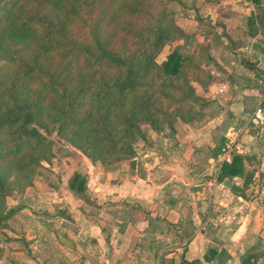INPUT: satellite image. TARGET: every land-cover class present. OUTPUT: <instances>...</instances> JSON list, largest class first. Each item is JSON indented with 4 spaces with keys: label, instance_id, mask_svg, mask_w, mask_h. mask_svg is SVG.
Segmentation results:
<instances>
[{
    "label": "crops",
    "instance_id": "obj_1",
    "mask_svg": "<svg viewBox=\"0 0 264 264\" xmlns=\"http://www.w3.org/2000/svg\"><path fill=\"white\" fill-rule=\"evenodd\" d=\"M206 13L196 17L214 34L201 36L210 61L195 92L211 115L111 166L60 157L7 220L0 264H264V124L253 121L264 112V0H211ZM76 173L83 191L69 184Z\"/></svg>",
    "mask_w": 264,
    "mask_h": 264
},
{
    "label": "trees",
    "instance_id": "obj_2",
    "mask_svg": "<svg viewBox=\"0 0 264 264\" xmlns=\"http://www.w3.org/2000/svg\"><path fill=\"white\" fill-rule=\"evenodd\" d=\"M93 3L0 0V61L17 67L16 74L0 85V230L19 208H7V179L12 172L29 175L28 171L41 164L42 151L53 142L48 133L56 130L65 134L92 162L104 148L118 161L131 159L133 141L145 137L141 123L156 131L163 129L155 115L153 97L133 100L135 92L154 89L157 79L164 80L165 86L171 84L182 71L183 77L190 73L191 80L203 84V89L207 84L201 76L205 73L202 64L210 61L204 46H200L203 53L198 58L173 49L162 63L156 62V56L169 42L193 38L195 33L182 29L163 12L135 32L139 43L135 50H118L109 44L111 34L106 36L107 28L112 30L114 21L123 16L147 9L145 0L99 2L98 13L91 15ZM196 18L205 37L214 34L211 25L203 26L202 18ZM77 23L88 28L85 40L71 33V26ZM58 49L65 57L70 56L66 64L53 66L43 61V56ZM72 62L77 72H72L74 66L69 68ZM1 67L5 66H0V71ZM191 80L186 78L184 82L183 100L209 104L210 100L196 94ZM30 83H35L37 89H32ZM170 129L175 131L173 125ZM69 184L83 191L85 178L76 173ZM2 240L0 236V244ZM249 259L244 256L243 263Z\"/></svg>",
    "mask_w": 264,
    "mask_h": 264
},
{
    "label": "rangeland",
    "instance_id": "obj_3",
    "mask_svg": "<svg viewBox=\"0 0 264 264\" xmlns=\"http://www.w3.org/2000/svg\"><path fill=\"white\" fill-rule=\"evenodd\" d=\"M107 0H94L92 5L91 15H96L98 13V3L105 2ZM211 0H145V6L147 7L138 11L132 16H123L114 21L111 26H114L112 30L107 28L106 36L111 34V41L109 44L111 47L116 49H123L126 51H133L137 48L139 43H137V38H135V32L139 31L143 27L151 23V19L156 18L157 15L165 12L168 14L177 25L187 32H194L197 34L195 38L187 39L186 42H183V38H177L172 40L167 45H165L161 51L156 56V62L162 63L166 55L173 49H177L180 53L189 52L198 58L203 51H201L200 46H204V50L208 53V46L202 42L201 36L204 35L202 26L199 25L197 29L196 15L197 11L202 14H207L206 10L210 8ZM149 14H153L151 17ZM71 33L74 36H79L81 40L88 38V28L82 24H75L71 26ZM183 47H185L183 49ZM212 52V50H211ZM25 53V52H24ZM27 56V53H26ZM216 56V55H215ZM70 56H64V51L61 49L55 50L50 54L43 56V61L52 62L53 66L64 65L69 60ZM202 61V63H204ZM4 60L0 61L1 67L0 71V85L5 80L7 81L13 74H16L17 67L15 65H4ZM74 66L72 62L69 68ZM78 70L74 66L72 72H77ZM205 73L201 76L203 80L206 78ZM191 74L187 73L186 77H183V71L180 76L171 81V84L164 85V80L157 79L156 87L148 92L138 91L132 95V99L135 100L141 96H152L153 97V108L155 115L158 117V120L162 123V131H156L151 128L148 124H140V128L144 133V138H137L133 141L134 156L139 154V157L142 154L149 152V144L153 142L152 137L157 135H175V131L171 132V125L173 127L176 124L190 123L192 125L198 126V124L206 119V116L211 115V104H203L202 101L198 100L194 104H191L187 100H183V88H185L186 78L191 80ZM194 87L198 86L199 83L195 80H191ZM167 83V82H166ZM202 84V82H200ZM32 89H37L35 83H30ZM200 86V85H199ZM202 86V87H201ZM200 87L203 88V84ZM1 92V91H0ZM183 116H188L186 119H183ZM179 126V125H178ZM49 137L53 142L48 149L43 150L41 155V164L35 166L32 171H28L29 175L25 173L12 172L7 179V189H6V204L7 208L9 207H19L20 198L23 194L36 185L42 179H48L54 173V166H58L60 157L63 156H74L79 153V151L74 145H72L67 139L65 134H60L56 130L48 133ZM157 145L154 146L160 152H164L165 146L161 145L158 141ZM101 153L100 157L95 161V163L101 166H111L115 164L118 160L114 155H109L105 151ZM83 154V153H82ZM7 220L3 223L1 228L0 236L4 233V229L7 226Z\"/></svg>",
    "mask_w": 264,
    "mask_h": 264
},
{
    "label": "built area",
    "instance_id": "obj_4",
    "mask_svg": "<svg viewBox=\"0 0 264 264\" xmlns=\"http://www.w3.org/2000/svg\"><path fill=\"white\" fill-rule=\"evenodd\" d=\"M260 85L264 88V76H262L259 81ZM253 121L255 124L263 125L264 124V112L260 106L256 108L253 114Z\"/></svg>",
    "mask_w": 264,
    "mask_h": 264
},
{
    "label": "water",
    "instance_id": "obj_5",
    "mask_svg": "<svg viewBox=\"0 0 264 264\" xmlns=\"http://www.w3.org/2000/svg\"><path fill=\"white\" fill-rule=\"evenodd\" d=\"M131 166H132V167L135 166V160H132V161H131ZM224 185L227 186V187H230V186H231V181L228 180V179H226V180L224 181Z\"/></svg>",
    "mask_w": 264,
    "mask_h": 264
}]
</instances>
